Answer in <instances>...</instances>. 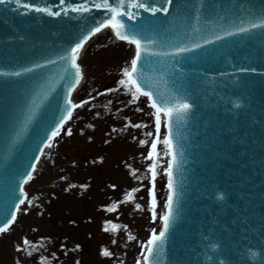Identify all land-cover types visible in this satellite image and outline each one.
Listing matches in <instances>:
<instances>
[{
    "label": "water",
    "instance_id": "95a60500",
    "mask_svg": "<svg viewBox=\"0 0 264 264\" xmlns=\"http://www.w3.org/2000/svg\"><path fill=\"white\" fill-rule=\"evenodd\" d=\"M136 1L160 9L133 8L141 12L127 22L155 53L139 77L174 113L172 219L147 264H264V26L251 27L264 23V0ZM103 4L65 0V14L60 0L0 3V225L70 107L71 49L112 18Z\"/></svg>",
    "mask_w": 264,
    "mask_h": 264
},
{
    "label": "rangeland",
    "instance_id": "374dc122",
    "mask_svg": "<svg viewBox=\"0 0 264 264\" xmlns=\"http://www.w3.org/2000/svg\"><path fill=\"white\" fill-rule=\"evenodd\" d=\"M112 39L105 32L80 58L85 80L74 101L83 106L55 139L53 161L44 162L47 152L34 172L17 223L0 236V264H133L159 229L164 166L148 158L155 115L119 83L132 50ZM153 164L157 208L148 202Z\"/></svg>",
    "mask_w": 264,
    "mask_h": 264
},
{
    "label": "snow or ice",
    "instance_id": "6c2138e0",
    "mask_svg": "<svg viewBox=\"0 0 264 264\" xmlns=\"http://www.w3.org/2000/svg\"><path fill=\"white\" fill-rule=\"evenodd\" d=\"M4 0H0V3H3ZM17 2L19 3V0H17ZM117 2L120 4V6H123L124 0H117ZM171 0H166V3H170ZM65 4V0H60V7L62 8V10L65 12V14L67 13L68 9L67 8H63V5ZM26 9H28L29 11H36V12H42L45 13L47 15L50 16H60L61 12L60 11H55L53 12L51 10V8H47V7H40V6H32V5H28L25 4L23 5ZM97 8H100L101 5L97 4L96 5ZM103 7L106 8L111 14H112V18L111 20L107 21L105 24H103V27H109L111 26L112 29L115 31V35L117 36L118 39L122 40V41H126L129 44L135 45V54L134 57L131 59L130 64L131 67L130 68H124L123 69V75L126 78L125 80H121L119 81V83L128 88V91L131 92L132 95V100L130 102H135L136 100L139 99V97L142 96H147L149 98V100L151 101L150 103V107L155 109V126H156V134H157V140L153 141L151 148H152V152H149L148 154V158L152 159L153 158V152H155L156 148H157V141L159 140V132H160V127H161V113L163 112L166 120L165 123L167 124L168 122H170L172 120L173 117V110L172 109H168V108H162L160 106H158L157 102L155 100H153L151 93L147 92V91H142L140 88V85L137 83L135 77H136V73H137V69H138V64L139 62L142 60V57L144 55H149V54H155V53H149L145 48L142 47L141 44V40L135 38L134 36L130 37L129 35L125 34L123 31L125 28V25L118 19V17L122 16V15H127L129 17V19H134V15L133 13H131L130 11L128 13H124L121 11L120 7L117 8H109L108 7V0H104V4ZM128 7L129 8H144L146 11H151L153 14H155V12L160 11V9L158 8H147L145 7V4L140 2V3H136L133 2V0H129L128 3ZM88 11L87 8H72L71 11ZM163 11L165 13H167L168 9L164 8ZM260 26H264V23L262 24H252L251 27L255 28V27H260ZM248 29H240V31H247ZM101 31V28H96L95 31L93 32V34H95L96 32ZM88 39V37H85V42ZM83 47V43H78L76 45V47L72 50L74 54L73 59H76L78 56V51ZM197 47H199V45H197ZM188 49H181L180 51H187ZM73 68H75V75L77 77V82L79 81V79L82 78V74H81V69L80 67L73 63ZM129 85H131V87H129ZM134 89V90H133ZM69 103H71L69 101ZM83 103H87V101L83 102ZM83 104L80 105H76L75 107H82ZM190 108V105L185 103L182 105H179L178 108L176 109V114L179 113H186ZM137 111H139V109H137ZM68 117L71 118V113L69 112ZM136 127H140V125H135ZM57 133H53V136H55ZM71 129H68L67 131V135H71ZM148 135H152V133H148ZM141 143H146L145 141H141ZM163 143L168 146L169 148H171V140L170 139H165L163 141ZM50 146V145H49ZM173 159H175V157H173ZM35 166L33 165V170H34ZM167 175L169 177V182H168V188L170 190V194L168 196L167 199V203L165 205V208L168 209L167 213L165 215H163L162 219H163V230L160 231L159 235L157 236L155 234V231H153V235L152 238L148 241L149 247L147 248V253L148 256L146 257L149 258L152 256L153 254V245H156L157 242L161 241L170 226V221L172 219V213H173V197H174V192H173V181H172V164H169V168L167 171ZM152 177H153V188L150 190L149 195L154 197V182H155V177H156V172H155V164H153V168H152ZM138 191V189H137ZM25 201L22 199L20 201V204H23ZM29 203H31V201H29ZM17 208H19V205H17ZM136 208L139 209L140 205L137 204ZM114 209L110 208L109 211H112ZM16 219L15 214L12 215L11 217V221H8L5 223V225L3 227H0V233H3L5 231L8 230V227L10 226V224L12 222H14ZM153 220H155V212L153 211ZM108 229L106 228L105 231H107ZM129 239H134V237H129ZM115 243V241H113ZM104 255L107 256L109 255L108 252H104ZM137 264H139V262H137Z\"/></svg>",
    "mask_w": 264,
    "mask_h": 264
},
{
    "label": "bare ground",
    "instance_id": "6f19581e",
    "mask_svg": "<svg viewBox=\"0 0 264 264\" xmlns=\"http://www.w3.org/2000/svg\"><path fill=\"white\" fill-rule=\"evenodd\" d=\"M105 32V31H104ZM104 32H103V34H104ZM98 37V36H97ZM97 37H95V38H97ZM95 38H92L85 46H84V49H83V51H82V53H81V55L82 54H84V51L87 49V47L89 46V44L91 43V41H93V39H95ZM119 44L121 45L122 43L121 42H119ZM130 44H126V48L127 49H130L131 50V48H130ZM122 55H123V53H122ZM132 58V57H131ZM84 78H83V80L81 81V83H80V85H79V87L76 89V91H78L79 90V88H81V85L84 83ZM77 110H75L74 111V113H73V115L71 116L72 118H71V121L75 118V117H77ZM56 145V143L55 144H52V145H50L47 149L49 150H45L46 152H48V154H47V156L45 157V160H44V162H47V163H51L52 161H53V158H52V155H53V150H54V148L56 147L55 146ZM156 158H158V163H159V165L162 167L163 165H164V168H163V170L166 172V164H167V162H168V154H167V151L166 150H164V151H162L161 153H160V155L158 156V154L156 155ZM44 159V158H43ZM43 159H41V161H40V164L38 165V168H39V166L42 164V161H43ZM157 175V174H156ZM137 261L135 260L134 261V264L136 263Z\"/></svg>",
    "mask_w": 264,
    "mask_h": 264
}]
</instances>
